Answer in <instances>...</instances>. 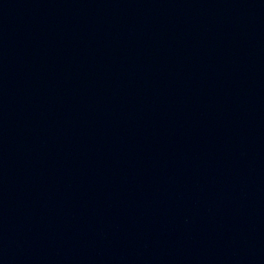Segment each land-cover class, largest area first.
Segmentation results:
<instances>
[{"label":"water","instance_id":"95a60500","mask_svg":"<svg viewBox=\"0 0 264 264\" xmlns=\"http://www.w3.org/2000/svg\"><path fill=\"white\" fill-rule=\"evenodd\" d=\"M264 208V0H155Z\"/></svg>","mask_w":264,"mask_h":264}]
</instances>
